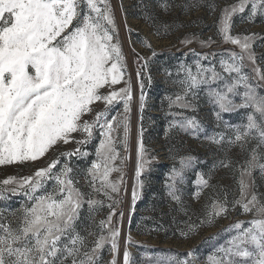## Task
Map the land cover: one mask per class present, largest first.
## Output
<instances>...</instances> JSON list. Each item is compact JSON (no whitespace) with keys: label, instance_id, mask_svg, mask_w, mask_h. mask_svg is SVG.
I'll list each match as a JSON object with an SVG mask.
<instances>
[{"label":"snow or ice","instance_id":"obj_1","mask_svg":"<svg viewBox=\"0 0 264 264\" xmlns=\"http://www.w3.org/2000/svg\"><path fill=\"white\" fill-rule=\"evenodd\" d=\"M202 6L215 11L214 5L202 4L201 0L180 5L184 11ZM249 6L250 20L258 11L264 14V0H239L222 9L216 22L217 35L224 43L238 46L239 53L193 51L197 57L194 64L182 62L175 73L165 70L167 84L175 89L165 97L169 110L196 113L203 94L213 107L217 127L225 128L232 125L223 114L240 108L251 110L246 123L235 128L232 136L224 132L205 136L211 144L238 147L243 159L235 163L230 159L220 161L221 167L238 171L239 198L229 202L225 195L214 201L206 213L207 220L201 222L211 223L215 217L226 215L229 207H239L243 214L252 216L247 225L238 222L231 226L228 231L235 234L209 257L210 264H264V198L255 192L253 175L258 169L264 176V95L258 93L259 85L251 83L244 71L246 59L255 64L250 52L255 34H230L233 16ZM168 27L164 25L165 30ZM211 43L209 38L201 42V47ZM147 67L145 62L136 73L141 117L133 204L144 186L142 173L150 164L142 123L146 105L142 73ZM253 72L264 80L258 69L253 68ZM125 75L118 29L108 0H0V165L34 162L60 145H75L32 176L0 182V200L10 199L8 194L25 198L20 209L0 212V264H102L106 247L113 257L108 264H117L120 230L112 219L123 183L127 155L122 156L121 149L128 152L133 101L131 79L126 80ZM147 79L151 86V75ZM121 83L125 86L117 89L115 86ZM98 103L103 105L99 111L94 107ZM117 105L122 110H116ZM168 114L183 117L171 121L170 128L179 127L189 135L203 131L195 115L184 116L183 111ZM77 133L79 138L74 135ZM94 134L99 136L95 159L81 168L78 161L92 155L85 145ZM194 159L182 158L181 169L174 168L168 178L169 195L178 203L176 185L183 178V169L191 167ZM196 183L201 188L210 187L203 175ZM106 204L107 216L97 220ZM196 227L189 223L188 232L181 231V235L186 237ZM192 255L186 254L175 264H192L188 258ZM129 261L125 249L123 264Z\"/></svg>","mask_w":264,"mask_h":264},{"label":"rangeland","instance_id":"obj_2","mask_svg":"<svg viewBox=\"0 0 264 264\" xmlns=\"http://www.w3.org/2000/svg\"><path fill=\"white\" fill-rule=\"evenodd\" d=\"M108 2L115 17L118 41L126 65L125 79H131L133 95L128 152L125 154L121 149V155H127L123 165V183L118 197L119 203L115 208L116 215L112 219V223L120 230L117 264H123L125 249L130 254L129 264H175L177 260L185 259L188 253L193 254L188 257L192 264H210L209 257L216 255V249L235 234L234 230L228 231L231 226L238 222L247 225L252 216L243 214L239 207L235 209L229 207L226 215L215 217L211 223L201 222L207 220L206 213L214 201L222 200L225 195L229 202L239 198L238 171L234 168L221 167L220 161L230 159L235 163L243 159L238 147L229 148L227 144L220 147L211 144L205 136L219 132L232 136L235 128L246 123V115L251 110L240 108L236 112L223 114L224 120L232 125L231 128H225L223 125L217 127L213 107L206 102L203 94L196 113L179 108L169 110L165 97L171 95L175 89L167 84L165 70L175 73L176 67L182 62L194 64L197 57L192 54L193 51L204 54L227 51L239 53L238 46L224 43L217 35L216 29L221 10L238 3L239 0H201L202 4L214 5L215 11L204 6L199 10L184 11L180 5L190 0H108ZM250 15V6L244 13L235 14L230 34L241 37L255 34L250 48L255 64L246 59L244 71L251 77V83L259 85L258 93L264 95V80H260L253 72V68H256L264 75V14L258 11L251 20ZM164 25L169 27L165 30ZM209 38L212 41L210 46L201 47V42L208 41ZM185 40L192 42L182 43ZM145 62L148 67L142 73L146 85L144 89L146 105L142 121L143 144L150 164L145 166L142 173L144 186L138 190V197L133 204L137 133L141 117L140 88L136 73ZM148 75L152 77L151 86H148ZM124 86L121 83L115 87L119 89ZM236 102L239 103L238 97ZM94 107L99 111L103 105L98 103ZM116 110H122L121 106L117 105ZM169 111L174 113L183 111L184 116L195 115L203 131L197 135H189L179 127L170 128L171 121H179L183 117L169 115ZM85 119H91V116H86ZM74 135L79 138L78 133ZM98 141V134H94L92 141L85 145V150L92 155L78 161L81 168L95 159L94 152ZM74 147V144L60 145L37 161L0 165V182L8 178L21 180L32 176L38 168L46 167L52 159L58 157L60 152L71 151ZM187 157L195 159L191 167L183 169V178L176 185L175 195L179 197L178 203L169 195L168 178L174 168L181 169V159ZM73 161H76L75 157ZM116 175L114 173L112 178L115 179ZM199 175L209 180L210 187L201 188L196 183ZM253 175L255 192L264 198V176L258 169ZM8 195L10 199L0 200V212L5 214H8L9 210L20 209L25 203L22 195ZM145 197L148 200L157 197L158 203L162 204H159L157 209H142L137 203ZM108 211L106 204L96 219H104ZM121 213L122 220L119 219ZM189 223H195L197 227L186 237L182 236L181 231L188 232ZM102 257V264H108L113 258L107 247L103 250Z\"/></svg>","mask_w":264,"mask_h":264},{"label":"trees","instance_id":"obj_3","mask_svg":"<svg viewBox=\"0 0 264 264\" xmlns=\"http://www.w3.org/2000/svg\"><path fill=\"white\" fill-rule=\"evenodd\" d=\"M264 42V41H263ZM207 164V163H206ZM159 200L157 199V197H154L153 199H150L148 200L146 197L145 198H142L141 201L139 203H137V206L140 207L142 209H145L146 208L148 209H157V207H159V204H162V203H158ZM133 225V224H132ZM134 226V225H133ZM132 226V227H133Z\"/></svg>","mask_w":264,"mask_h":264}]
</instances>
